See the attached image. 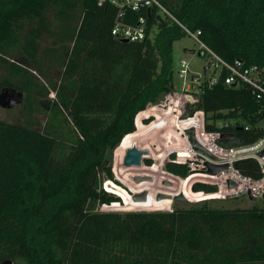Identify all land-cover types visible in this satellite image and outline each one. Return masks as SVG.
Masks as SVG:
<instances>
[{"label":"trees","instance_id":"1","mask_svg":"<svg viewBox=\"0 0 264 264\" xmlns=\"http://www.w3.org/2000/svg\"><path fill=\"white\" fill-rule=\"evenodd\" d=\"M98 1L0 0V95L29 94L36 119L0 120V263L264 264L258 205L226 209L206 200L171 211L100 210L119 202L103 190L106 181L117 184L114 150L136 131L137 114L173 92L172 45L185 34L165 18L152 39L123 43L111 34L115 9ZM163 2L220 59L264 68V0ZM225 75L202 88L188 113L202 110L206 130L233 134L226 146L252 144L264 136V97L225 85ZM235 167L261 177L254 160ZM164 170L182 179L189 173L172 161Z\"/></svg>","mask_w":264,"mask_h":264},{"label":"built area","instance_id":"2","mask_svg":"<svg viewBox=\"0 0 264 264\" xmlns=\"http://www.w3.org/2000/svg\"><path fill=\"white\" fill-rule=\"evenodd\" d=\"M104 4L115 9L111 34L117 39L126 40L128 43L145 42L156 35L160 19L167 18L178 25L185 35L198 43L204 53L213 56L218 64L217 76L202 79L198 75L190 74L188 63L181 61L178 75L182 78V86L179 92H170L164 95L156 105H150L147 111L136 116V119L140 117L139 122L144 124L143 121L150 119L152 113L160 112L159 118L151 120L148 127L161 123L160 127L156 129L164 130L161 137L169 151L164 155L162 152L157 155L150 152L151 159L159 162L160 169L164 162L168 161L186 166L189 170L186 178L182 179L168 172H166V177L181 182L198 176L189 183L190 190H193L195 184L215 186L216 191L213 193L196 192L211 197L210 200L248 197V194L261 199L264 194V156L260 157L259 153L264 150V136L252 144L226 146L224 142L228 137L224 132L206 130V116L202 110L188 113L186 108L199 101V94L204 86L211 88L218 83L222 71L226 72L223 78L225 85L230 87L246 86L255 93L257 100H261L264 97V68L256 65L248 66L239 60L230 64L220 59L201 41V32L193 31L179 23L164 5L163 0H99L97 3L99 7ZM230 124L232 122L219 123L217 126L227 127ZM135 126L137 128L136 123ZM262 126H264V122ZM169 127H175V131L165 134ZM194 143L201 150L196 148ZM160 149L161 147H159ZM248 159L254 160L258 164L261 172L259 179L243 176L237 171L235 164ZM205 164L227 166V168L216 175H211L207 173ZM229 182L233 183L234 187H229ZM178 195L181 194L177 193L175 196Z\"/></svg>","mask_w":264,"mask_h":264},{"label":"rangeland","instance_id":"3","mask_svg":"<svg viewBox=\"0 0 264 264\" xmlns=\"http://www.w3.org/2000/svg\"><path fill=\"white\" fill-rule=\"evenodd\" d=\"M55 10L56 9H50L51 19L54 23L56 22V18L58 15L56 14ZM50 43L51 40L48 38L45 43L42 44V46H47ZM200 48V45L187 35H184L180 40H177L173 43L171 59L173 71L172 90L174 93H178L179 89L182 86V78H180V76L178 75L181 61H185L188 63L190 74L198 75L202 79L204 77L217 76L219 70L216 69L218 68L216 59L213 56L204 53ZM208 64H211V66L208 67ZM44 67L47 68V66ZM45 70H47L48 72V69ZM52 72H54V70L50 71L51 74ZM162 95L159 97L158 101L163 97ZM50 97L53 96L51 95ZM9 99L11 98L9 97L6 100ZM30 101L31 96L29 94L27 95L26 93H23L21 102L15 105V107H13L12 109L6 110L0 107V120L9 122L27 121L28 123H35L36 119H34V117L29 114L27 108V104ZM149 106L150 105H148L144 111H147ZM188 110L189 108L187 107L186 111ZM154 114L152 113V116L148 120L154 121V119L159 118L160 112L157 111ZM139 121L140 117H138L137 119L135 118V123L137 125L136 131L130 135H127L113 152L111 172L117 184L106 181V183L103 185V190L114 195L119 199V202L112 203L110 205H104L100 208V210L105 212L169 211L174 207L178 209H187L193 205L201 204L202 202H204L203 200H210L209 198L211 197H207L202 193H194L193 190H190L189 183L193 178H197L198 176L190 177L187 180H183L181 182L168 178L166 177V171L164 170L163 165L160 169L159 164H155V161L151 159V155L150 158L143 159L142 167L124 166V158L126 152L134 145L140 150H145L149 153L152 152L153 155L160 154V152H162V155H164V153L169 151L166 148L165 142L161 137L164 133V130L161 131L162 129H156L160 127L161 123L156 126L154 125L148 127L150 121L146 125L141 124ZM219 123L221 122H217V124ZM174 129L175 127H169L165 134L169 133L170 131H175ZM158 146L161 147L160 150ZM146 160H150L152 162L151 166H154H146L144 163ZM132 176H147L152 178V182L145 181L137 184L132 180ZM173 182H175L174 185ZM165 183H169L172 185L167 186ZM142 191L148 192L147 201L134 202L131 199L132 194ZM177 193L183 194L187 199L184 198L183 201L175 200V197H177L175 195ZM158 194H167L172 197V201H157L155 197ZM113 205H115L114 208L112 207ZM211 205L217 207L222 206L226 209H245L250 208L253 205L264 207V201H262L261 199H257L256 202H251L247 196H243L226 200H214Z\"/></svg>","mask_w":264,"mask_h":264},{"label":"water","instance_id":"4","mask_svg":"<svg viewBox=\"0 0 264 264\" xmlns=\"http://www.w3.org/2000/svg\"><path fill=\"white\" fill-rule=\"evenodd\" d=\"M122 42L123 43H128L126 40H123ZM208 67H210V64H208ZM8 96H10L11 99L6 100V98ZM21 98H22V93L21 92H17L15 89H10V90L4 91L0 95V107L3 108V109H6V110H10L13 107H15V105H17V104H19L21 102ZM163 109H165V107H163ZM233 136L234 135L231 134V135H229L227 137L233 138ZM194 146L196 148L200 149V147L196 143H194ZM259 156L260 157L264 156V150L259 153ZM148 158H150V153L148 151L140 150L134 145L131 149H129L126 152V155H125V158H124V166L125 167H142L143 159H148ZM165 163L166 162H164L163 166L165 165ZM155 164H159V162L156 161ZM205 166L207 168V173L211 174V175H216L219 172H221V171H223V170H225L227 168V166H214V165H210V164H205ZM132 180L135 183H137V184L145 182V181L152 182V178L147 177V176H144V177H142V176H132ZM165 184L167 186L170 185L169 183H165ZM229 187H234V184L229 182ZM131 199L134 202L147 201L148 192L147 191H142V192H139V193H133L132 196H131ZM155 199L157 201H162V200H170V201H172V197L167 195V194H158L155 197ZM248 199L251 202H256L257 201V198L251 196L250 194H248ZM175 200H182L183 201L184 197L182 195H178L177 197H175ZM261 200L264 201V194L262 195ZM0 264H13V263L10 260H5V261H3Z\"/></svg>","mask_w":264,"mask_h":264},{"label":"bare ground","instance_id":"5","mask_svg":"<svg viewBox=\"0 0 264 264\" xmlns=\"http://www.w3.org/2000/svg\"><path fill=\"white\" fill-rule=\"evenodd\" d=\"M176 192H177V190H176ZM181 195H183V194H181ZM184 196V195H183ZM185 197V196H184Z\"/></svg>","mask_w":264,"mask_h":264},{"label":"flooded vegetation","instance_id":"6","mask_svg":"<svg viewBox=\"0 0 264 264\" xmlns=\"http://www.w3.org/2000/svg\"><path fill=\"white\" fill-rule=\"evenodd\" d=\"M9 97H10V96H8L7 98H9ZM7 98H6V99H7Z\"/></svg>","mask_w":264,"mask_h":264},{"label":"crops","instance_id":"7","mask_svg":"<svg viewBox=\"0 0 264 264\" xmlns=\"http://www.w3.org/2000/svg\"><path fill=\"white\" fill-rule=\"evenodd\" d=\"M198 194H201V193H198Z\"/></svg>","mask_w":264,"mask_h":264}]
</instances>
